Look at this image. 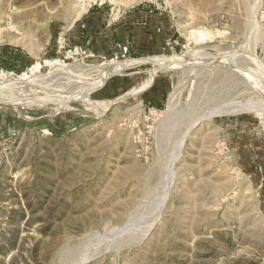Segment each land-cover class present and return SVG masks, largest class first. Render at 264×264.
<instances>
[{"label":"rangeland","instance_id":"374dc122","mask_svg":"<svg viewBox=\"0 0 264 264\" xmlns=\"http://www.w3.org/2000/svg\"><path fill=\"white\" fill-rule=\"evenodd\" d=\"M198 54L246 68L77 95ZM31 72L0 91V264H264V0H0V75Z\"/></svg>","mask_w":264,"mask_h":264},{"label":"bare ground","instance_id":"6f19581e","mask_svg":"<svg viewBox=\"0 0 264 264\" xmlns=\"http://www.w3.org/2000/svg\"><path fill=\"white\" fill-rule=\"evenodd\" d=\"M201 36L202 33H201ZM204 37V36H203ZM225 53V52H224ZM193 56V55H192ZM210 58H216L218 60H216V64H224V66H228L229 68V65H233L236 66V67H239V68H246L245 66H243L242 64H237L239 62H234V59L233 58H226L225 54H221L219 56H210L208 54H198L196 56H193L192 58L190 59H184V58H181V56L177 55V56H174V57H167V56H164V55H158V56H154V57H150V61L151 62H154L156 63L157 65L154 66V68L152 70H157V69H160V65H165V64H181V63H187V62H190V61H194V60H209ZM140 59V60H139ZM138 60H131V61H115V60H112L110 62L107 61V63L103 66V70L100 71L98 74H95V75H92L91 77H88L86 78L87 79V85L84 86L85 90H89L93 85L94 83L96 82V78L97 77H100V75H102L103 73L105 72H108V74H110L109 72L113 73L114 71H118L120 70L122 67L123 68H126V67H129L131 65H134V64H138V63H142L144 62L141 58H139ZM220 59H225L224 61L223 60H220ZM58 66V65H57ZM61 66V65H60ZM250 68V67H249ZM60 69V68H59ZM231 69V68H230ZM107 74V75H108ZM73 75V74H72ZM39 75H37L35 72H31V73H26L24 74L22 77L20 78H14L13 76L9 75V74H6V75H0V91L4 90V89H10L11 87L13 88V86H18V85H30V84H36V83H39L38 85H43L44 81L43 79H39V80H36V78L38 77ZM41 76V75H40ZM63 76V75H62ZM105 76V75H104ZM153 76V74H152ZM102 77V76H101ZM152 78V77H151ZM253 81V80H252ZM258 81V79H257ZM46 82V81H45ZM48 82V81H47ZM260 82V81H259ZM43 83V84H42ZM264 83V81H263ZM9 84H12V85H9ZM148 84V83H147ZM145 84V85H147ZM5 85H7V87H5ZM9 85V86H8ZM47 85V84H46ZM145 85H141L140 86V89L138 90H141L142 88H144ZM47 87V86H46ZM11 88V89H12ZM262 88L264 90V86L262 85ZM137 90V89H136ZM11 91V90H10ZM135 91V90H134ZM133 91V92H134ZM5 93L7 92L6 90L4 91ZM136 92V91H135ZM11 93V92H10ZM14 94V93H13ZM61 94H64V93H61ZM82 93H79L77 94L78 96L82 97L83 95H81ZM65 95V94H64ZM62 96V95H61ZM5 99V98H4Z\"/></svg>","mask_w":264,"mask_h":264},{"label":"water","instance_id":"95a60500","mask_svg":"<svg viewBox=\"0 0 264 264\" xmlns=\"http://www.w3.org/2000/svg\"><path fill=\"white\" fill-rule=\"evenodd\" d=\"M144 62L151 64L152 66H156L157 64L154 62H151L150 59L148 58H141ZM216 58H210L209 60H194V61H190L187 63H181V64H165V65H160V69H173V68H180V67H186V66H191V65H199V66H205V65H215V60ZM234 69L233 67H229ZM97 86L93 87L92 89L83 92L81 95H86L87 93H89L90 91L96 89Z\"/></svg>","mask_w":264,"mask_h":264}]
</instances>
